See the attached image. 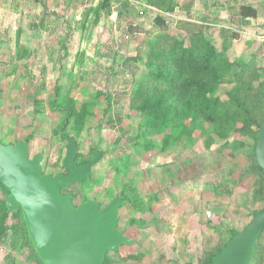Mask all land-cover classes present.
<instances>
[{
  "label": "rangeland",
  "instance_id": "obj_1",
  "mask_svg": "<svg viewBox=\"0 0 264 264\" xmlns=\"http://www.w3.org/2000/svg\"><path fill=\"white\" fill-rule=\"evenodd\" d=\"M103 2L0 0V140L29 141L31 158L43 154L42 169L53 176L67 173L68 136L78 142V164L103 155L90 178L64 192L77 206L98 200L103 208L124 196L118 228L135 244L110 252L106 264H209L264 209L255 155L264 0ZM242 6L258 12L250 25L241 22ZM163 34L183 42L180 50L198 45L195 36L217 49L210 66L221 74L204 108L213 110L211 100L219 108L195 124L182 112L201 101L196 90L185 104L175 99L177 120L154 126L132 103L151 42H174ZM201 43L195 52L206 54ZM8 200L0 191V264H42L23 216L3 224ZM250 264H264V235Z\"/></svg>",
  "mask_w": 264,
  "mask_h": 264
},
{
  "label": "water",
  "instance_id": "obj_2",
  "mask_svg": "<svg viewBox=\"0 0 264 264\" xmlns=\"http://www.w3.org/2000/svg\"><path fill=\"white\" fill-rule=\"evenodd\" d=\"M63 164L67 173L45 174L43 154L30 155L29 141L4 144L0 140V183L9 193V211L20 210L27 233L43 264H105L110 252L135 241L119 230V210L124 196L102 207L98 200L77 206L64 192L92 176L103 155L85 164L77 163V140L66 137ZM256 160L264 172V118L256 145ZM264 235V209L254 212L252 221L233 238L212 264H250Z\"/></svg>",
  "mask_w": 264,
  "mask_h": 264
},
{
  "label": "trees",
  "instance_id": "obj_3",
  "mask_svg": "<svg viewBox=\"0 0 264 264\" xmlns=\"http://www.w3.org/2000/svg\"><path fill=\"white\" fill-rule=\"evenodd\" d=\"M110 1L111 0H104L101 7L104 9L108 8ZM160 1L164 2L167 0ZM240 15L242 19L241 22L245 25H250V21L258 18L257 10L246 6L241 7ZM156 21L160 24L164 22L160 17H157ZM170 36L169 34H163L160 37L166 39ZM171 37L174 39V42L169 46L165 44V40L159 41L155 39L151 42V53L147 56V59L144 55L146 59L145 70L138 76L139 79L134 82L132 103L133 101L135 102L134 108H136V110H143L146 121L150 122L151 126L158 125L159 120H161V123H167V121H170L172 118L177 120L180 115L175 114L173 110L175 99H181L182 103L185 104V101L188 99H186L187 93H192L193 90H196L199 96L198 99H201V101L199 100V102L194 105H192L191 102L188 103L190 107L188 113L182 112L183 115H185L186 122L190 120L195 124L199 122V120L204 119H201V117L210 112V114H213L214 110L219 108V106L214 105L212 100L211 102L214 106L213 110L211 107L204 108L209 104L207 102V100H209L207 99V93H214L217 88L214 86V80L221 74L220 72V74L218 73L216 68L213 69V67L210 66L211 64L213 65L214 59L218 57L216 47L211 45L210 42L207 43L203 36H195L196 39L201 40L198 45L195 44L188 50H180L183 48L184 43L178 42L174 36ZM201 42L206 43L205 46L207 50L209 49L206 54L195 52L197 46H203ZM155 69H157L156 72ZM209 88L214 90H210ZM241 97L247 104L249 103L247 98L243 97V94ZM139 106L141 107L138 108ZM159 108H161L162 114L164 113L163 116L158 113L160 110ZM209 119L214 122L212 116ZM186 122L185 124H187ZM257 168L258 171L264 175L261 168L259 166H257ZM0 186L4 191H7L1 183ZM10 215L17 218L22 214L20 210L9 211L5 203L2 218L3 224ZM27 238H29L28 233ZM30 243L32 244L31 241ZM107 261L108 259H106V262ZM209 264H212V260Z\"/></svg>",
  "mask_w": 264,
  "mask_h": 264
},
{
  "label": "crops",
  "instance_id": "obj_4",
  "mask_svg": "<svg viewBox=\"0 0 264 264\" xmlns=\"http://www.w3.org/2000/svg\"><path fill=\"white\" fill-rule=\"evenodd\" d=\"M0 191H1V195H3L4 194V191L2 190V189H0ZM7 192V191H6ZM7 203V202H6ZM0 233H2V234H4L5 232H1L0 231Z\"/></svg>",
  "mask_w": 264,
  "mask_h": 264
},
{
  "label": "flooded vegetation",
  "instance_id": "obj_5",
  "mask_svg": "<svg viewBox=\"0 0 264 264\" xmlns=\"http://www.w3.org/2000/svg\"><path fill=\"white\" fill-rule=\"evenodd\" d=\"M74 203V202H73ZM75 204V203H74ZM76 205V204H75Z\"/></svg>",
  "mask_w": 264,
  "mask_h": 264
}]
</instances>
